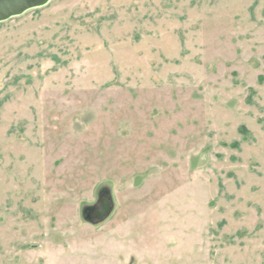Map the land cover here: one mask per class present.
Wrapping results in <instances>:
<instances>
[{
	"label": "rangeland",
	"instance_id": "374dc122",
	"mask_svg": "<svg viewBox=\"0 0 264 264\" xmlns=\"http://www.w3.org/2000/svg\"><path fill=\"white\" fill-rule=\"evenodd\" d=\"M0 264H264V0L0 22Z\"/></svg>",
	"mask_w": 264,
	"mask_h": 264
},
{
	"label": "water",
	"instance_id": "95a60500",
	"mask_svg": "<svg viewBox=\"0 0 264 264\" xmlns=\"http://www.w3.org/2000/svg\"><path fill=\"white\" fill-rule=\"evenodd\" d=\"M50 0H0V22L47 5Z\"/></svg>",
	"mask_w": 264,
	"mask_h": 264
}]
</instances>
